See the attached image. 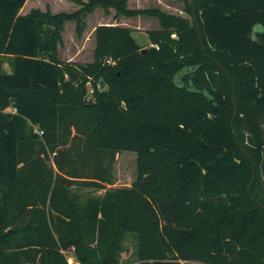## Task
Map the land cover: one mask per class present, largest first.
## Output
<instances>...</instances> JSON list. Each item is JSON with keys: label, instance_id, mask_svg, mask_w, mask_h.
Returning a JSON list of instances; mask_svg holds the SVG:
<instances>
[{"label": "trees", "instance_id": "1", "mask_svg": "<svg viewBox=\"0 0 264 264\" xmlns=\"http://www.w3.org/2000/svg\"><path fill=\"white\" fill-rule=\"evenodd\" d=\"M69 1L0 0V264H121L127 233L138 264H264V0H181L190 20ZM97 7L159 28L142 47L100 24L91 62L61 60L65 22L80 36ZM122 151L136 177L108 187Z\"/></svg>", "mask_w": 264, "mask_h": 264}, {"label": "rangeland", "instance_id": "2", "mask_svg": "<svg viewBox=\"0 0 264 264\" xmlns=\"http://www.w3.org/2000/svg\"><path fill=\"white\" fill-rule=\"evenodd\" d=\"M163 5L166 7V11L169 13L180 14L187 19L190 20V15L185 12V5L181 0H168L161 1ZM54 4L56 7L54 12H70L75 9V6L72 2L68 0H54ZM154 0H131V5L129 8H146V7H154ZM128 6V5H127ZM114 18L113 12L105 13L99 9H94L92 12L85 16V27L82 34L79 36L75 32V25L73 21L65 22L63 31H62V42L58 47V57L63 60H72L76 62H91L93 60V50L95 46V38H94V29L97 25L100 24H117L121 26H130L132 30V35L136 39V41L142 47H147V31L152 30L159 26V22L155 18H149L146 16H135L130 19L120 20ZM147 29V30H146ZM8 61L5 57L0 56V69L5 70L6 72H10ZM91 88L87 85V91ZM52 163V162H51ZM136 153L131 151H122L119 152L112 166V173L114 177V184L118 186H125L131 184V182L136 177ZM51 166V165H50ZM72 193L80 195V198L88 195H100L103 190L102 189H94L87 186L75 185L71 188ZM135 234L127 233L123 242V253H125V257L123 263H127L125 260L133 261L136 259L135 256ZM72 251L67 253V256H71Z\"/></svg>", "mask_w": 264, "mask_h": 264}, {"label": "crops", "instance_id": "3", "mask_svg": "<svg viewBox=\"0 0 264 264\" xmlns=\"http://www.w3.org/2000/svg\"><path fill=\"white\" fill-rule=\"evenodd\" d=\"M69 1V0H68ZM162 0H154V3H155V5H153L154 7H158V8H160V9H162V10H164V11H166L167 9H166V7H165V5H163L162 4V2H161ZM163 1H168V0H163ZM71 2V1H70ZM72 4L75 6V9H77L79 6L78 5H76L75 3H73L72 2ZM127 5H128V7H130V5H131V0H127ZM54 7H56L55 6V4H54V0H25V2H24V4L22 5V7L19 9V14H21V15H24V14H27L31 9H33V8H38V9H40V10H42V11H45L46 9H48V10H50L52 13H56V12H54L55 11V8ZM74 9V10H75ZM95 9H99V7H97V8H95ZM101 9V8H100ZM102 11H103V9H101ZM73 11V10H72ZM109 12H113L114 13V9H112V8H110L109 9ZM166 12H169V11H166ZM180 15V14H179ZM131 17H124V16H120L118 19H120V20H126V19H130ZM150 18V17H149ZM151 19V18H150ZM115 23H117L118 24V22L116 21ZM125 27H130V26H125ZM130 28H132V27H130ZM159 28V26H157L156 28H154V29H158ZM147 30V29H146ZM147 40H148V38H147ZM150 45V43H149V41H148V45H146V46H149ZM66 61H68V60H66ZM70 61H72V60H70ZM8 69H10V66H9V68ZM113 180H114V177H113ZM132 183V182H131ZM113 184H114V182H113ZM108 187H128V186H130V184L129 185H125V186H118V185H112V184H110V185H107ZM103 191H104V189H102ZM72 257H74L73 255H71ZM126 255H125V253H121V257H120V263L121 264H125V263H123V260H124V257H125ZM74 260L75 261H77L76 259H75V257H74ZM129 260V259H128ZM128 260H125L127 263L126 264H138V261L136 260V259H133V261H128ZM77 264H79L78 262H77Z\"/></svg>", "mask_w": 264, "mask_h": 264}, {"label": "water", "instance_id": "4", "mask_svg": "<svg viewBox=\"0 0 264 264\" xmlns=\"http://www.w3.org/2000/svg\"><path fill=\"white\" fill-rule=\"evenodd\" d=\"M200 35V33H199ZM201 37V36H200ZM147 49L146 48H143L142 51L145 52ZM90 95V93H88V96ZM233 100H234V114L236 112V102H235V94H233ZM231 125H233V119L231 120ZM237 141L239 143V145L241 146V148L243 149V146L241 145V143L239 142L238 138H237ZM255 165H254V169H253V175H252V179H251V182H250V185H249V189L251 188V186L253 185L254 181H255Z\"/></svg>", "mask_w": 264, "mask_h": 264}, {"label": "built area", "instance_id": "5", "mask_svg": "<svg viewBox=\"0 0 264 264\" xmlns=\"http://www.w3.org/2000/svg\"><path fill=\"white\" fill-rule=\"evenodd\" d=\"M92 90H89V93H91ZM39 134H42V131H38ZM67 261L69 264H77V261L74 260V257L72 256H67Z\"/></svg>", "mask_w": 264, "mask_h": 264}]
</instances>
